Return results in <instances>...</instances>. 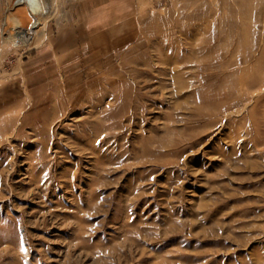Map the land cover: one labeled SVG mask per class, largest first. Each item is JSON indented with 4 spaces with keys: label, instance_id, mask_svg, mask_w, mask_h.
<instances>
[{
    "label": "rangeland",
    "instance_id": "obj_1",
    "mask_svg": "<svg viewBox=\"0 0 264 264\" xmlns=\"http://www.w3.org/2000/svg\"><path fill=\"white\" fill-rule=\"evenodd\" d=\"M16 2L0 264H264V0Z\"/></svg>",
    "mask_w": 264,
    "mask_h": 264
},
{
    "label": "bare ground",
    "instance_id": "obj_2",
    "mask_svg": "<svg viewBox=\"0 0 264 264\" xmlns=\"http://www.w3.org/2000/svg\"><path fill=\"white\" fill-rule=\"evenodd\" d=\"M17 6H26V8L28 7L30 12L32 13V15H35L34 12L40 8H38V3L37 0H17L16 4ZM36 13V12H35ZM11 14V13H10ZM38 23L34 22L32 24V28ZM9 26V25H8ZM6 27V26H5ZM18 31L15 32V36L18 40L20 41H27L28 40V32L22 29L20 26L17 25ZM14 31V30H13ZM10 34V33H9ZM59 63V62H58Z\"/></svg>",
    "mask_w": 264,
    "mask_h": 264
}]
</instances>
